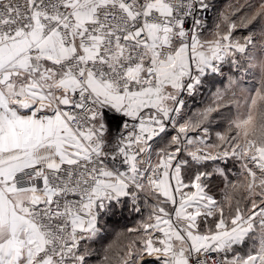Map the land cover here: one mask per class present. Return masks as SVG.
<instances>
[{
    "label": "snow or ice",
    "instance_id": "snow-or-ice-1",
    "mask_svg": "<svg viewBox=\"0 0 264 264\" xmlns=\"http://www.w3.org/2000/svg\"><path fill=\"white\" fill-rule=\"evenodd\" d=\"M0 264H264V0H0Z\"/></svg>",
    "mask_w": 264,
    "mask_h": 264
}]
</instances>
